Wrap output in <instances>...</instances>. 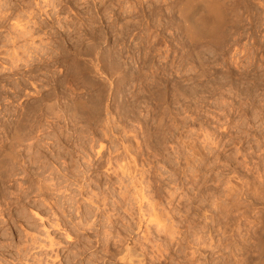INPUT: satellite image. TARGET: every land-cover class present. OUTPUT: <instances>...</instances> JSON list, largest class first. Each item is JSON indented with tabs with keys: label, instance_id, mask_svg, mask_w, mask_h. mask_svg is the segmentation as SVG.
Here are the masks:
<instances>
[{
	"label": "rangeland",
	"instance_id": "obj_1",
	"mask_svg": "<svg viewBox=\"0 0 264 264\" xmlns=\"http://www.w3.org/2000/svg\"><path fill=\"white\" fill-rule=\"evenodd\" d=\"M223 1L206 45L182 27L200 0H0V264H125V243L181 264L191 180L211 194L264 176V0ZM259 192L242 230L264 225ZM167 213L166 250L144 219Z\"/></svg>",
	"mask_w": 264,
	"mask_h": 264
},
{
	"label": "bare ground",
	"instance_id": "obj_2",
	"mask_svg": "<svg viewBox=\"0 0 264 264\" xmlns=\"http://www.w3.org/2000/svg\"><path fill=\"white\" fill-rule=\"evenodd\" d=\"M192 1L190 0V2H187L186 4H189ZM222 1L220 2L219 0H200L201 9L203 8L204 12H202L203 10L201 12L199 10H197L200 13L197 12L199 14V16H198V14H197L198 17L195 15L196 16V18L194 17L195 19L193 17H189L187 15V14H189L188 12H187V14L186 13L182 14L183 15L182 16L183 31H184V33L187 34V36L189 37L190 40L191 39L195 40V41L199 40L198 42L202 43L205 41V39H207L208 41H205L206 45L209 44L208 43L209 41H211L212 43L213 42H215V43L219 42V39H221L219 37V35L221 34L220 32L223 30L222 27L227 24V19H228L227 13H226L227 5L225 7V5H223ZM42 2H47V0H42ZM184 4H182V5H184ZM191 4L193 5V3H191ZM195 6L197 7V5H195ZM195 6H193V7H195ZM190 8L192 10V7H190ZM190 8L188 10H190ZM0 10H2V9H0ZM1 13L4 16H0V18L6 17L5 16L6 13L4 14L2 11H1ZM180 13H182V12L180 11ZM195 14H196V12H195ZM187 17L193 18L194 20L191 21ZM36 23L37 22H34V26ZM236 23H237V21H236ZM232 24H233V22H232ZM27 33H28V31H27ZM218 33H220V34H218ZM221 37H224V35H222ZM202 39H204V40L202 42H200ZM46 105H48V104H46ZM50 110H51V108H50ZM16 139H18V138L16 137ZM97 153H98V151H97ZM189 168H191V170L193 169L196 171H202L203 169H206L207 167L205 168L204 166H200V164H196V163L191 164L190 163ZM257 169L259 170V168H257ZM182 172H184V171H182ZM256 173H257V175H255V174H254L255 176L252 175L253 176L252 179L250 176V179H251L250 183H247V181H245L246 182L245 183L244 180H242V178H240V182H239V180H238V182H236L237 185H235L233 183L234 181H231V183L234 184V186H231V183H229L230 180L227 182L225 180L224 183L226 182V186L222 185L223 188H218V189L215 188L211 192V194H206L205 188L203 187V185L199 186V182L195 183V184H197V185H195L194 184L195 180H191V182H190L192 185L191 193L192 192L193 193L192 194L190 193L189 197L187 198L188 207H186L187 205L184 204L183 210L180 211V215H179L180 223L177 222L180 225V227L178 228V231H177L178 233H176L177 227L175 226V223H174L175 221L173 222L172 217H170L168 215V213L165 216L163 215L165 217L164 222L162 221L163 223L160 220H163L164 217L162 219H158L157 216L155 218V216L153 215L154 218H151L152 215L148 214V216L144 219L145 227L155 226V227H158L159 231H162V230L165 231L166 237H167L165 239L168 241V244L166 246V250L169 249V247H170L169 243H171V241H170L171 238H173L175 233H176V235L178 234V238H177L178 258H179L178 262H181V264H251L252 261H254V264H255V262H256V264H264V225H262L261 227H259L257 229L255 228L256 230H252V231H250L248 229H244L245 230L244 231L241 229L242 225H246L245 221H246L247 216H249V213H250L246 208L249 209L251 206H254L255 202H257V197H258L256 195H258V193H261L259 191H262V192L264 191V176H262L259 173V171H256ZM193 177H194V175H193ZM235 179H236V177H235ZM247 179H248V177H247ZM181 184H182V186H180V187H183V188H185L184 185H187V183L185 181H182ZM142 187H141V190H142ZM252 188H254V189H252ZM120 190L124 194L130 193V191L127 189V185H123L122 188H120ZM138 190H140V189H138ZM138 190H136V191H138ZM256 191H258V193H256ZM187 192H188V190L186 189V193ZM139 193H141V192H139ZM134 194H135V192L132 195H134ZM261 195L262 194H259V197H261ZM139 196L141 198L140 200H144V198L147 195L144 197L143 194H141V195L139 194L138 197ZM146 199L147 198H145V200ZM148 200H146V201H148ZM147 203H145V204H147ZM148 204H150V203H148ZM255 206H256V204H255ZM148 209H149L148 212H150V208H148ZM139 210H141L140 212H142V216L144 217L145 214L147 213L145 211L146 208H143V206L140 205ZM249 210H251V209H249ZM229 224L230 225L233 224L234 229L236 228V232L238 231L237 233L239 234V238L241 239V243H240V241H238L240 244L231 243V242H233L232 240H234V239H232L233 236L231 238V235L229 233L230 231L226 233V231H227L226 228H227V226H229ZM240 229L242 232L244 231V233L241 234L242 238L240 237V233H239ZM188 230H190V231L188 232ZM233 232H234V230H233ZM226 234H228V235H226ZM233 235H234V233H233ZM235 235H234V238H236ZM188 238H189V240H188ZM239 238H238V240H239ZM251 240L254 241V244H252ZM174 241H176V240H174ZM189 243H190V246H189ZM186 246L187 247L189 246V249L191 250V252H190L192 255L191 259H189L190 257L187 258L184 255H182ZM254 250H255V252L261 253V258H259L258 261H256L257 259L256 260L253 259V257L251 256V253H252V251L254 252ZM113 255H116L119 258V260L125 264L126 263L127 264H142L143 260H144L143 253L136 250L133 246H129L128 243H125L123 246L117 247L114 250ZM168 255H169V252H168ZM168 255L166 257H168ZM170 259H171V257H170ZM188 261L190 263H187Z\"/></svg>",
	"mask_w": 264,
	"mask_h": 264
}]
</instances>
